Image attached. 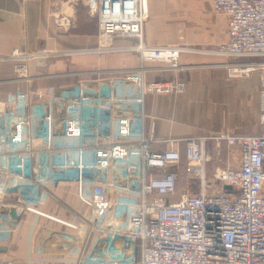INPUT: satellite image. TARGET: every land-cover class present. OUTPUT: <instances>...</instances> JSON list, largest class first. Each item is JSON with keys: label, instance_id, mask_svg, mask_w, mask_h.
Returning <instances> with one entry per match:
<instances>
[{"label": "built area", "instance_id": "2783aa9c", "mask_svg": "<svg viewBox=\"0 0 264 264\" xmlns=\"http://www.w3.org/2000/svg\"><path fill=\"white\" fill-rule=\"evenodd\" d=\"M84 1L101 41L141 40L146 0ZM212 6L227 20L219 54L264 58V0ZM127 49L138 54L137 69L70 85L32 84L41 79L28 75L27 63L46 52L7 57L19 83L38 86L0 99V239L31 216L67 231L45 238L25 264H264V77L259 135L158 139L152 98L182 94L186 85L148 83L144 65L182 70L183 50L141 42ZM254 71L264 76V63L229 69L237 77ZM209 145L229 152L223 169L209 172ZM61 193L78 205L67 203L68 219L48 213L63 205Z\"/></svg>", "mask_w": 264, "mask_h": 264}, {"label": "crops", "instance_id": "0c3cea01", "mask_svg": "<svg viewBox=\"0 0 264 264\" xmlns=\"http://www.w3.org/2000/svg\"><path fill=\"white\" fill-rule=\"evenodd\" d=\"M147 5L149 22L143 29L145 45H176L185 25L193 44L221 45L228 41L227 20L212 15L211 0H147ZM96 44L97 21L89 14L84 0H0V58L10 55L14 49L82 50ZM124 54L115 53L97 62L81 58L80 66L73 62V66H69L67 61L55 63L50 66V72L67 78L137 69V58ZM207 54L181 53L179 64L182 70L174 75L153 71L157 70L155 64L145 66L144 75L150 82L177 80L187 85L183 94L157 95L152 99L155 138H187L225 130L237 135L256 136L263 131L259 120L262 77L253 73L255 80L250 82L253 75L232 78L223 69L224 64H214L216 60L212 57L215 56ZM197 67V71H193ZM177 186L181 189L183 184L179 181ZM59 196L63 205L48 206V213L68 219L67 203L73 208L78 205L72 196L62 193ZM23 219L15 232L0 239V259L6 264H25L35 258V250L45 238L51 236L52 239L67 231L53 222L31 216ZM53 250L50 246V251ZM53 264H67V261Z\"/></svg>", "mask_w": 264, "mask_h": 264}, {"label": "rangeland", "instance_id": "374dc122", "mask_svg": "<svg viewBox=\"0 0 264 264\" xmlns=\"http://www.w3.org/2000/svg\"><path fill=\"white\" fill-rule=\"evenodd\" d=\"M212 15L214 17H219V18H223L224 20H226L225 19L226 17L223 14H221L220 12H216L213 9V6H212ZM148 20H149V11H148V5H147V0H146V14H145V17L143 19L144 24L142 26L141 40H139L137 38H123V37L119 38V37H116V38H112L111 40L101 41V39L98 36V26H97V44L93 48L82 49V50H80V49L79 50H76V49H71V50H45L43 48H37L35 50L24 51V52H31V53L32 52L33 53L46 52L48 54L44 58L42 56H39L37 60H31L30 62L27 63L28 75L29 76L31 75V77L36 78V79H41V80H34L32 82V84L45 83L47 85H54V84L55 85H58V84L59 85H61V84L70 85V84L75 83L81 79H97V78H113L114 77V76L113 77L108 76L111 74L106 73V74H100V75H94V76H88V75H81L80 74V75H75V76H71V77L68 76L66 78V77H61L60 75L58 76L56 74H52L50 72V70H51L50 66L51 65H53L55 63H62L63 64V63H65V61H67V65L69 64V66H73L71 64L72 62L76 63V65L80 66V65H82L80 63L81 58H84V59L88 58L89 60L97 62L99 59L107 58L108 56L111 57L115 53H121V55L123 53H126L124 55L133 56V58L135 60L137 58V63H138V67H139L138 54H136L133 51H128V49H127L128 47L136 45V44L138 45L139 42H141L144 46H147V47H160V46H149V45H145L143 43V29H144V26L147 24V22H149ZM181 30L180 31H181L182 35L179 36L180 40H179L178 44L173 45V46H161V47H178V48H181L183 50L181 53L187 52V51H192L195 53H204V54L208 53L207 55L210 54L212 56H215V57H212L213 60H216V61H213V62H215L214 64H218V63H220L222 65L224 64L223 69L226 71L227 75L232 77V78L237 77V76L236 75H230L229 69H231V66L232 67L236 66V65H248V66L253 65V66H255L257 64L264 63L263 57L243 58V59L224 57V59H223V56H221L219 54L220 48L223 46V44H221V45L220 44L196 45V44H193L189 41V29H188V27L186 25L182 26ZM123 40L126 41V42H124V44H121V45L118 44L119 41H123ZM133 42H135L136 44H134ZM131 43H133V44H131ZM12 52H13V50H12ZM77 53H80V54H77ZM128 53H130V54H128ZM8 56H10V55H8ZM8 56L2 58L4 60L0 59V61H1L0 62V99L3 98L4 96L10 94L11 92H14V91L20 90V89L22 90L23 87L27 88L29 86V85H24L22 83H19L20 82V81H18L19 77L14 72V68H13L15 63L12 62L10 59H8L7 58ZM179 58H180V55H179ZM150 63L155 64V66H157V70L152 69L153 71H156V72H166V73L172 72V73H168V74L174 75V74H179L178 72L181 71V70H179V71L175 72V71L163 70L162 68L166 64L158 63V62H146L144 67ZM178 63H179V60H178ZM68 67H67V70L69 69ZM147 67H149V66H147ZM197 69H198V67L194 68L193 71H195V70L197 71ZM146 71H147V69L145 70V72ZM253 73H256L257 75L261 76L262 78L264 77L261 75L262 74L261 72L254 71L249 75V77L251 75H253V77L249 80V82L255 80L256 75H254ZM155 74H157V73H155ZM55 77H61V78H55ZM145 81L148 83H153V82H150L146 76H145ZM171 82H175V81H171ZM180 82H182V81H180ZM154 83H169V82H154ZM183 83H185V82H183ZM185 85H186V83H185ZM36 86H38V85H34L33 87L31 85V87L29 86L28 88L32 89ZM186 87H187V85H186ZM171 94H175V93H171ZM158 95H168V94H158ZM155 96H157V95H155ZM220 132H222V131H220ZM223 132H229V131L225 130ZM211 133H215V132H206L203 135L206 136V135H209ZM230 133H232V132H230ZM196 137H200V136H193V137H187V138H196ZM168 139H173V138H168ZM174 139H178V138H174ZM208 151H209L210 155L212 156L211 162L208 163L209 172H212L216 168L223 169V167L225 166L226 155H228L229 152L225 148L223 149V147H222L220 155H217L215 152V149L213 148L212 145L208 146ZM230 154H231V152H230ZM179 170H180V176H183L181 166H180ZM181 178L182 179L180 182L184 183L185 177H181ZM47 223H49V222H47ZM50 224H52V223H50ZM47 226H49V225H46L45 227H47ZM43 236H48V235L43 234ZM48 246L49 245L46 246L47 252H49Z\"/></svg>", "mask_w": 264, "mask_h": 264}, {"label": "water", "instance_id": "95a60500", "mask_svg": "<svg viewBox=\"0 0 264 264\" xmlns=\"http://www.w3.org/2000/svg\"><path fill=\"white\" fill-rule=\"evenodd\" d=\"M10 216L13 218V219H16V214L14 211H10Z\"/></svg>", "mask_w": 264, "mask_h": 264}]
</instances>
